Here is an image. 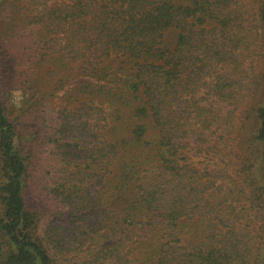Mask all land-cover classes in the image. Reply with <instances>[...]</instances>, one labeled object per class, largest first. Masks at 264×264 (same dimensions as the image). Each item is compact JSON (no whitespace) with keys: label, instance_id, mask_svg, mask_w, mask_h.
Returning <instances> with one entry per match:
<instances>
[{"label":"trees","instance_id":"obj_1","mask_svg":"<svg viewBox=\"0 0 264 264\" xmlns=\"http://www.w3.org/2000/svg\"><path fill=\"white\" fill-rule=\"evenodd\" d=\"M0 264H264V0H0Z\"/></svg>","mask_w":264,"mask_h":264},{"label":"rangeland","instance_id":"obj_2","mask_svg":"<svg viewBox=\"0 0 264 264\" xmlns=\"http://www.w3.org/2000/svg\"><path fill=\"white\" fill-rule=\"evenodd\" d=\"M4 78L0 80V100L7 104L17 105L20 101L19 91L11 90L8 85V79L12 74L11 67H4Z\"/></svg>","mask_w":264,"mask_h":264}]
</instances>
